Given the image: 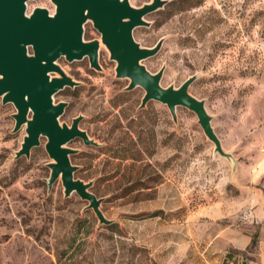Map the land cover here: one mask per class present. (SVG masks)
Wrapping results in <instances>:
<instances>
[{
  "label": "rangeland",
  "instance_id": "374dc122",
  "mask_svg": "<svg viewBox=\"0 0 264 264\" xmlns=\"http://www.w3.org/2000/svg\"><path fill=\"white\" fill-rule=\"evenodd\" d=\"M27 6L54 10L51 0ZM144 18L149 25L136 27L134 39L143 47L163 41L142 63L150 72L164 66V87L196 75L188 90L204 100L235 163L214 153L193 111L177 106L174 121L159 101L140 108L144 90L124 89L129 80L115 76L104 45L101 70L88 57L62 56L58 64L80 84L54 95L67 102L60 122L83 115L80 128L101 143L68 144L79 150L70 156L74 177L93 181L114 222L100 224L76 192L65 197L60 178L48 189L46 137L15 158L25 126L12 131L16 109L0 97V264L259 263L264 222H249L248 203L240 212V173L264 153V0H169ZM94 38L100 33L87 22L84 39ZM240 225L250 235L242 249Z\"/></svg>",
  "mask_w": 264,
  "mask_h": 264
},
{
  "label": "water",
  "instance_id": "95a60500",
  "mask_svg": "<svg viewBox=\"0 0 264 264\" xmlns=\"http://www.w3.org/2000/svg\"><path fill=\"white\" fill-rule=\"evenodd\" d=\"M28 1L0 0V97L3 104L10 102L16 109L12 114L15 120L12 131L25 126L26 134L15 158L28 157L31 149L40 144V137H46L45 149L52 159L47 164L48 189L60 178L65 197L76 192L88 201L86 208L93 210L100 224L114 222L100 208L103 198L91 191L93 181L74 177L78 166L70 159L79 151L68 145L72 140L80 138L85 145L95 147L101 143L80 128L83 115L73 117L70 124L60 122L67 102L54 101L58 91L80 84L57 60L62 56L69 62L88 57L90 67L101 70V44L116 62L115 76L129 80L124 89L140 86L144 90L140 108L150 100L159 101L167 105L174 121L177 106L193 111L205 136L213 143L214 153L235 163L234 155L224 149L212 126L204 100L188 90L196 75L189 76L178 87H164L160 84L164 66L150 72L142 63L158 52L163 39L151 47H143L134 39L133 31L138 26H148L144 17L169 0H150L141 6H134L129 0H51L53 12L43 6L28 11ZM87 22L100 33L99 39H84Z\"/></svg>",
  "mask_w": 264,
  "mask_h": 264
},
{
  "label": "crops",
  "instance_id": "0c3cea01",
  "mask_svg": "<svg viewBox=\"0 0 264 264\" xmlns=\"http://www.w3.org/2000/svg\"><path fill=\"white\" fill-rule=\"evenodd\" d=\"M245 173H240V212H247L246 207L250 204L254 208V212L250 211L249 222H264V153L259 154L250 162ZM248 203V204H247ZM247 204V205H246ZM264 248V239H262ZM250 242V235L243 232L240 225V249L246 247ZM258 264H264V252L261 253V259Z\"/></svg>",
  "mask_w": 264,
  "mask_h": 264
},
{
  "label": "trees",
  "instance_id": "16d2710c",
  "mask_svg": "<svg viewBox=\"0 0 264 264\" xmlns=\"http://www.w3.org/2000/svg\"><path fill=\"white\" fill-rule=\"evenodd\" d=\"M184 1H188V0H184ZM95 187V189H96V191L98 192L99 190H98V187L97 186H94ZM128 190H133L132 188H130V187H127L126 189H125V191H128ZM96 192V193H97ZM252 240H253V237H252Z\"/></svg>",
  "mask_w": 264,
  "mask_h": 264
}]
</instances>
